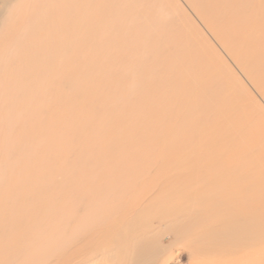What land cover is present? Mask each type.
Returning a JSON list of instances; mask_svg holds the SVG:
<instances>
[{"label":"rangeland","instance_id":"374dc122","mask_svg":"<svg viewBox=\"0 0 264 264\" xmlns=\"http://www.w3.org/2000/svg\"><path fill=\"white\" fill-rule=\"evenodd\" d=\"M2 1L0 264L66 260L71 230L93 218L80 210L106 214L120 196L94 195L120 167L221 163L228 121L264 128V61L249 74L233 52L256 49L257 30L225 42L189 0H99L91 41L63 0L11 14ZM203 1L223 28L255 20L247 0Z\"/></svg>","mask_w":264,"mask_h":264},{"label":"bare ground","instance_id":"6f19581e","mask_svg":"<svg viewBox=\"0 0 264 264\" xmlns=\"http://www.w3.org/2000/svg\"><path fill=\"white\" fill-rule=\"evenodd\" d=\"M98 1L63 0L68 4L66 13L73 16L72 30L80 25L91 41L99 31ZM189 1L201 14H209L213 31L225 42L241 36L245 44L250 31H259L257 50H233L237 60L247 61L244 67L252 74L250 63L264 61V0H247L251 6L241 10L255 17L253 23L226 28L215 19L221 13L217 7L214 14L205 1ZM35 3L3 0L2 6L10 14L16 9L27 13L32 7L45 13V7ZM1 22L6 19L0 15ZM227 126V136L219 137L225 152L221 163L178 164L175 172L170 166L151 165L134 174L135 168L120 167L117 177L102 179L94 195L105 203L116 186H123L114 206L106 214L83 207L80 213H91L93 218L71 230L70 241L64 242L67 259L63 255L66 260L59 261L54 253L49 264L54 260L57 264H169L174 259L187 264H264V128L251 133L242 129L244 123L228 121ZM95 214L97 221L92 222Z\"/></svg>","mask_w":264,"mask_h":264}]
</instances>
